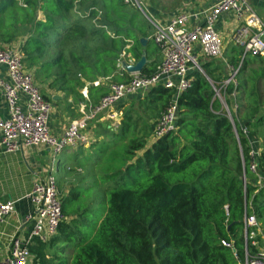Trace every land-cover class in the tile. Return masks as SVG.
Instances as JSON below:
<instances>
[{"label":"trees","instance_id":"obj_1","mask_svg":"<svg viewBox=\"0 0 264 264\" xmlns=\"http://www.w3.org/2000/svg\"><path fill=\"white\" fill-rule=\"evenodd\" d=\"M76 1L23 0V8L17 0H0V29H9L0 39L10 44L20 33L27 34L22 52L35 82L79 102V91L85 86L80 76L91 83L106 78L128 81L129 75L124 72L120 77L117 68L123 52L138 62L144 54L150 60L158 49L152 24L123 0ZM40 12L43 20L38 19ZM86 23H90V32ZM86 37L101 43L88 47ZM141 39L148 40L145 47ZM239 49L245 53L241 46L226 50L223 66L205 61L201 64L204 74L196 69L190 73L192 85L179 98L175 133L148 144L132 110L126 112L114 138L123 143L132 128L139 133L132 134L124 157L119 158L123 169L107 176L117 178L107 189V210L96 231L85 233L84 216L96 203L91 200L85 205L82 193L72 188L61 201L65 220L49 243L51 248L64 246L54 252L50 264H238L222 241H233L242 258L246 211L255 214L261 230L264 223V187L258 189L249 172L253 150L258 152L259 170L264 171V58H242ZM228 66L240 67L237 85L230 83L221 90L234 125L213 89H220L230 78ZM156 67L157 62L147 64L141 75L152 76ZM108 93L103 86L89 87L95 105ZM239 93L245 101L241 106ZM42 95L52 102L49 95ZM173 96L174 92L158 87L142 99L133 97L140 99L139 108L145 106L150 112L148 136L154 135L155 122ZM174 174L182 175V181L171 183L164 177ZM258 241L264 245L262 237Z\"/></svg>","mask_w":264,"mask_h":264},{"label":"built area","instance_id":"obj_2","mask_svg":"<svg viewBox=\"0 0 264 264\" xmlns=\"http://www.w3.org/2000/svg\"><path fill=\"white\" fill-rule=\"evenodd\" d=\"M17 1L21 7H26L23 0ZM123 1L126 6L138 9L154 28L152 39L161 55V62L157 65L155 73L152 76L128 73L123 64L135 65L136 61L130 54L123 52L117 65L118 72H126L130 79L114 83L111 78H106L86 85L99 87L105 82H110L109 93L96 105L83 104L80 107L81 118L73 121L64 134L56 138L51 134L49 127L52 104L44 99L33 74L26 69L23 52L15 47H0V68L4 69V76L0 77V94L4 98L8 113V118L0 119V146L5 153L19 152L24 148L47 147L52 154V165H55L58 156L67 148L86 142L83 132L92 122L107 119L117 127L123 117V113L118 110L122 101L144 96L158 87L174 92V96L157 119L153 137L156 140L175 133L178 101L192 85L190 73L196 69L204 74L199 57L209 61L223 56V39L216 26L225 12L231 13L234 21L239 24L232 34L234 43L243 47L246 54L264 58V23L247 0H208L206 8L195 11L185 5L166 23L150 18L140 0ZM239 69L240 67L235 69L228 66L230 78L223 82L220 89L213 87L215 97L220 100L228 118H231L232 114L221 95V90L230 83L237 85L235 78ZM86 86L81 93L89 102V87ZM232 97L236 99V94ZM233 110H238L237 103ZM243 132L246 136L249 135L246 128ZM257 155L258 152L254 150L250 153L249 172L256 179L255 186L261 189L264 187V171L258 168ZM244 184H247L246 170ZM58 194L54 175L34 184L29 196L34 204V212L26 216L27 222H33L32 238L45 243L57 234L60 224L65 220ZM14 205L15 201L2 202L0 199V225L11 215ZM225 211L228 215V207H225ZM242 234V258H239L233 241H222V245L234 252L238 264H264V245L258 241V237L264 240V236L255 214L246 211ZM252 248L255 249L254 252L251 251ZM30 258V250L19 239L14 238L10 256L0 261V264H28Z\"/></svg>","mask_w":264,"mask_h":264},{"label":"crops","instance_id":"obj_3","mask_svg":"<svg viewBox=\"0 0 264 264\" xmlns=\"http://www.w3.org/2000/svg\"><path fill=\"white\" fill-rule=\"evenodd\" d=\"M207 2L208 0H204L201 2L198 8L193 9L191 8V6H189V8L194 11L203 10L207 7ZM6 18L7 16L4 17V19ZM38 19H44V15L42 12L39 13ZM4 24L7 25V22H4ZM231 25L233 27L234 32L239 24L237 23ZM18 26H20V24H18ZM6 30L9 29L6 26H3L0 29V34L4 33ZM19 32L22 31L20 30ZM26 36L27 34H23L22 32L10 44L4 43L0 39V47H15L22 51V45ZM222 55L225 56L224 54ZM220 59L223 60V58ZM153 62H157V65L161 62V55L159 52L151 55L150 60H147V64ZM0 73V77L4 76L3 68H0ZM123 75L124 74H121L120 77H122ZM120 81L121 80L117 78L112 82L116 83ZM108 83L110 85V82ZM88 84L85 83V86ZM36 85L40 89L41 93L47 94L51 97V104L53 110L50 116L49 127L51 134L56 138L61 137L73 121L81 118L80 107L83 104L87 103L95 105L94 101L89 95V88L87 89L89 102H87V100L83 97L81 91L85 88V86L79 91L80 95L82 96V100L76 102V100H74L72 97L66 98L62 94L54 93L53 91L49 90L46 86H40L37 83ZM107 88L109 89V87ZM144 97L145 95L141 96V99ZM72 99L75 103H72ZM134 99L137 98L128 99L124 101V104L122 106L123 108L118 107V110L123 113V117L120 121L121 123L126 115L125 102H130ZM6 118H8L6 104L3 96L0 94V119ZM120 125L115 127L113 122L107 119L103 121L96 120L92 122L89 125L88 129L83 132V136L86 138V142L81 143L76 147L67 148L58 156L55 165H52V154L47 147L24 148L19 152L8 154L5 153L2 147L0 146V199L2 202H7L11 200L15 201L13 212L0 225V261L6 260L10 256L11 243L14 238H17L31 252V258L29 259L28 264H50L51 258L52 256H54L53 250H50L53 248H51L49 245L51 240L44 243L38 239L32 238L33 222L26 221V216H28L29 214H33L34 212V204L29 197L33 191L34 184L38 181L46 180V178L50 175L55 176V174L59 173L60 169L64 165L68 171H71L72 169L70 168V166L66 164V160L71 155L77 158H81V156H83L86 158V160H89V162L93 161V163H91V166H93L92 169L95 170L93 172L91 171V173L97 174L96 169H98V165L101 164V160H98V158L94 157L98 152H100L99 154H101L102 151L103 153H106L109 150L114 149V140L112 139L114 138V133L119 130ZM101 142H103L104 144H101ZM102 145H104V148ZM101 147L103 149H101ZM110 161L111 160H109L108 163ZM77 173L84 175L85 168L79 166L77 169ZM58 179L60 181L62 180L61 182H63V186L70 185L72 183H77L76 181L74 182V180H69L67 178L59 177Z\"/></svg>","mask_w":264,"mask_h":264},{"label":"rangeland","instance_id":"obj_4","mask_svg":"<svg viewBox=\"0 0 264 264\" xmlns=\"http://www.w3.org/2000/svg\"><path fill=\"white\" fill-rule=\"evenodd\" d=\"M143 3V7L145 10H147L148 15L150 18L156 21H161V22H167L173 15L178 13L182 8L185 7V5L191 6V8L195 9L198 8L201 4L202 1L204 0H140ZM250 6L252 7L253 11L255 14L261 19V21L264 23V0H247ZM195 5V6H194ZM189 8V7H188ZM19 18L21 16H18ZM235 18L233 15L229 12H225L221 15L219 19V23L216 26V30L220 35L222 36L223 39V54L225 55L226 50H231L232 48H239V45H236L234 41L232 40V34H233V27L231 24H237L236 22L234 23ZM85 29L90 32L91 31V26L90 23H86ZM152 33L154 34L153 29L151 30ZM86 40L88 41V47H93L96 44H100L101 41H98V38L95 39H89L86 37ZM82 41H80V46L78 45L79 49L82 48ZM151 50H154V47L151 48ZM243 51L242 49H239V54H242ZM245 57L248 60L253 59V55L244 53L242 54V58ZM222 59H214L213 61L215 64L219 65H224V62L227 61L228 56L225 55L222 57ZM200 60V65L203 64L202 62H205L206 60H203L201 57H199ZM211 61V60H209ZM207 62V61H206ZM264 66V63H263ZM255 67V66H254ZM256 68V67H255ZM230 71V70H229ZM231 75V74H230ZM245 78V76H243ZM80 79L85 82L89 83L84 79L83 76H80ZM263 83V82H261ZM103 87L107 88L108 83L105 82ZM262 89V94H264V86H261ZM242 93V92H241ZM148 94V93H147ZM145 94V96L147 95ZM264 96V95H263ZM239 102L238 104L241 106L245 104V101L242 102L240 100V93H239ZM66 99V98H65ZM243 99V98H242ZM140 100V99H139ZM138 99H134V104L130 102H125V112H129L132 110V116L137 119L138 121V130H140V134L142 137H145V139L148 141V144H151L154 142L153 136H148L149 133V127H147L146 122L148 120V117L150 116V112L146 111L145 106L139 105ZM242 103H241V102ZM72 103H75L74 100L72 99ZM123 108V107H122ZM240 118V117H239ZM241 120V119H240ZM242 121V120H241ZM143 123V124H142ZM152 122L150 121L149 124ZM142 127V128H141ZM138 130H135L134 128L131 129V133L127 136L126 140L122 142H117L115 138L112 140L115 141L118 145L114 147L113 150H109L106 153L100 152L96 153L94 158H98L100 161V165H98V169H96L97 174H92L91 171L93 172L95 169H92L93 166H91L92 162H89V160H86L85 157L81 156V158H77L73 155L69 156L68 159L66 160V164L70 166L72 169L71 171H68L65 165L60 169L59 173L55 174V178L57 180V187L58 189V196L60 201H62L63 197L65 195H68L69 192L71 191L72 188H76L79 192L82 193L83 195V200L85 201V205H87V202L89 201H94L96 203L95 206H92L87 213L84 216V219L86 220L84 226H83V231L85 233H94L102 220L106 210H107V204L106 201L110 197V193L107 192V189L110 187L111 184L115 183L117 181V178H109L107 176L113 175L117 171L123 169L124 163H121L119 161V158L124 157V149L128 146L130 140L132 139V134L135 135V133H139ZM120 137H117L119 139ZM101 144H104L101 142ZM104 148V145H102ZM101 147V149H103ZM137 153V156H140ZM114 158V161H112ZM111 160L109 163L108 161ZM128 159H125V161ZM107 161V162H106ZM129 163H132L131 160H128ZM134 162V161H133ZM81 166L85 168V174L81 175L77 173L78 167ZM60 178H67L69 180H74L77 183H72L70 185H64L63 182H61L58 178V175ZM90 175V177H89ZM107 177V178H106ZM165 179L171 183H176L179 181H182L183 177L182 175H164ZM249 180H251V177L249 175L248 177ZM60 181V183H59ZM188 181V180H187ZM65 183V181H64ZM60 184V187H59ZM74 186V187H73ZM130 189H134L135 187L129 186ZM63 189V190H62ZM82 200V201H83ZM262 224V230H264V223ZM60 246H64L63 244H60L56 246L53 249H50L51 251L53 250V253L59 249Z\"/></svg>","mask_w":264,"mask_h":264},{"label":"water","instance_id":"obj_5","mask_svg":"<svg viewBox=\"0 0 264 264\" xmlns=\"http://www.w3.org/2000/svg\"><path fill=\"white\" fill-rule=\"evenodd\" d=\"M141 43L142 45L145 47L147 45V40L145 39H141ZM147 65V57L146 54H144L141 59L135 64V65H128L127 63H124L123 66L126 69V71L128 73L131 74H136V73H141L143 71V69L145 68V66ZM229 120L232 122V124L234 125V122L232 120V117L229 118ZM234 131L236 132V128L234 127ZM237 134V133H235ZM238 138V137H237ZM243 182L245 183V168L243 170ZM245 185V184H244Z\"/></svg>","mask_w":264,"mask_h":264}]
</instances>
